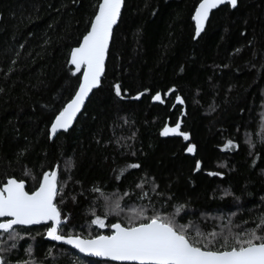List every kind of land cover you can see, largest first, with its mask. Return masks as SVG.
<instances>
[{"label": "trees", "instance_id": "16d2710c", "mask_svg": "<svg viewBox=\"0 0 264 264\" xmlns=\"http://www.w3.org/2000/svg\"><path fill=\"white\" fill-rule=\"evenodd\" d=\"M97 3L0 0V183L14 176L31 191L42 171L58 165L64 235H109L112 223L127 225L135 216L127 214L132 209L151 215L165 205L174 214L178 204L185 207L175 223L191 222L189 235L254 226L264 212V0L220 6L196 39L191 15L198 0H124L101 84L73 126L50 140L51 119L81 76L67 63L70 50ZM117 82L121 97L112 91ZM157 92L161 100L154 101ZM177 122L178 132L160 135ZM228 140L234 146L225 149ZM196 161L201 167L193 171ZM117 199L118 213L111 211ZM97 216L104 228L91 223ZM47 227L16 226L20 237L3 253L5 264H118L45 240Z\"/></svg>", "mask_w": 264, "mask_h": 264}, {"label": "snow or ice", "instance_id": "6c2138e0", "mask_svg": "<svg viewBox=\"0 0 264 264\" xmlns=\"http://www.w3.org/2000/svg\"><path fill=\"white\" fill-rule=\"evenodd\" d=\"M122 4L123 0H98L94 15L90 18L78 46L71 48L67 63L74 66L73 74L82 72V75L78 77L79 83L74 95L51 119L47 131L50 140L58 134V130H69L73 118L81 111L86 98L101 84L102 74L106 70V53L110 47V40L114 37L113 26L121 16ZM221 5L235 9L238 7V0H198L191 15V20L194 22L193 39L204 30L210 10L217 9ZM241 35L244 33L241 32ZM251 43L250 40L249 44ZM235 51L239 52L240 49ZM112 91L116 97L122 96L119 82L112 85ZM139 95L140 93H137V96ZM151 98L159 101L161 94L157 92ZM176 100L183 103L179 95L176 96ZM178 129L179 122L171 128L165 125L160 135L176 133ZM179 134L188 139L187 132ZM261 137L264 139V133ZM247 143L250 148L253 146L251 139ZM232 146H234L232 140H228L223 145L225 149ZM25 151L26 149H21L17 153L18 159L25 154ZM185 151L193 152L194 146L189 144ZM65 166L68 169L72 167L71 158L66 161ZM128 167L139 168L140 165L132 164ZM200 167L201 162L196 161L193 171ZM123 171L124 169L121 168L120 172ZM24 174H30V170L26 167ZM36 179L38 187L31 191L25 190L24 179H17L14 176H8L0 183V264H5L3 253L11 252L16 248V240L20 237L16 226L41 224V222L51 224L46 228L45 235L52 240L63 241L81 253L105 257L112 261L134 262V264H264V212L256 217L258 222H254V226L245 227L241 231H233L229 226L222 227L220 232L213 229L204 233L198 229L194 235H189L191 222L180 226L175 223V215L181 212L185 207L184 204L175 205L174 214H166L165 205H161L160 209H153L151 215H148L144 208L138 212L132 209L135 216L128 220L127 225L120 222L112 223L110 235L99 234L83 238L72 233L61 234V210L57 206L56 197L58 190L63 189V184L59 181L58 166L42 171V175ZM136 187L139 188L140 185ZM155 190L153 185V191ZM93 191L100 192V189L93 188ZM236 199L238 200L239 197ZM261 199L264 200V197ZM119 210L120 202L117 199L112 204L111 211L118 213ZM235 215L236 213L229 214V225L231 217ZM63 219L67 221L68 217ZM91 223L99 225L100 228L105 227L104 219L99 216ZM247 223V221L243 222L244 225ZM26 252L30 255L31 248ZM48 254L52 255L51 250ZM18 264H30V261H22ZM31 264H34V261Z\"/></svg>", "mask_w": 264, "mask_h": 264}, {"label": "water", "instance_id": "95a60500", "mask_svg": "<svg viewBox=\"0 0 264 264\" xmlns=\"http://www.w3.org/2000/svg\"><path fill=\"white\" fill-rule=\"evenodd\" d=\"M123 2H124V0H123ZM221 6H222V5H221ZM219 7H220V6H218V8H219ZM122 8H123V4H122ZM214 10H216V9L210 10V14H211V12L214 11ZM121 11H122V9H121ZM118 20H119V18H118ZM207 21H208V20H207ZM207 21H206V23H207ZM117 23H118V22H117ZM116 25H117V24H116ZM116 25H114L113 28H115ZM205 25H206V24H205ZM110 42H111V40H110ZM107 53H108V52H107ZM107 53H106L105 63H106V59H107ZM81 75H82V72H81ZM102 77H103V74H102ZM102 77H101V79H102ZM97 88H98V87H97ZM97 88H95V89H97ZM95 89H93V91H94ZM93 91H92V92H93ZM92 92L90 93V95L92 94ZM90 95H89V97H90ZM89 97H88V98H89ZM88 98H86V100H85V104H86ZM85 104H84V105H85ZM84 105L82 106L81 111H82ZM81 111L78 112L77 115H76V117L73 118V123H72V125H70L69 129L73 126L75 120L77 119V117L79 116V114L81 113ZM60 132H66V131H64V130H58V133H60ZM56 135H57V134H56ZM56 135H55V136H56ZM55 136H54V138H55ZM54 138H53V139H54ZM53 139H51V140H53ZM55 166H58V165H55ZM25 186H26V183H25ZM25 190H26V188H25ZM26 191H27V190H26ZM64 222H65V220H61V224H60V226H61ZM115 223H116V222H115ZM39 225H48V227L51 226V224H50L49 222H41V224H33V225H27V226H23V227H31V226H39ZM110 230H111V228H110ZM45 231H46V230H45ZM109 235H110V234H109ZM83 238H85V237H83ZM44 239L47 240V241H50V242H54V243H56V244L65 245V246H67V247H69V248L75 250L76 252L80 253L81 255H83V256H85V257H87V258H90V259H95V260H99V261H109V262H112V263H118V264H134V262H118V261H112V260H110V259H108V258H105V257H96V256H92V255H90V254L81 253V252H79L78 249L74 248L72 245H68V244H66V243L63 242V241H54V240H52L50 237L46 236L45 233H44Z\"/></svg>", "mask_w": 264, "mask_h": 264}, {"label": "rangeland", "instance_id": "374dc122", "mask_svg": "<svg viewBox=\"0 0 264 264\" xmlns=\"http://www.w3.org/2000/svg\"><path fill=\"white\" fill-rule=\"evenodd\" d=\"M263 111H262V113H263V116H264V107H263V109H262ZM128 215H135V213H133V214H129V213H127ZM127 217V216H126Z\"/></svg>", "mask_w": 264, "mask_h": 264}, {"label": "bare ground", "instance_id": "6f19581e", "mask_svg": "<svg viewBox=\"0 0 264 264\" xmlns=\"http://www.w3.org/2000/svg\"><path fill=\"white\" fill-rule=\"evenodd\" d=\"M111 234V233H110Z\"/></svg>", "mask_w": 264, "mask_h": 264}]
</instances>
